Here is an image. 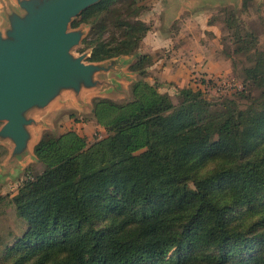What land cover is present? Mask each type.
<instances>
[{"label":"trees","instance_id":"1","mask_svg":"<svg viewBox=\"0 0 264 264\" xmlns=\"http://www.w3.org/2000/svg\"><path fill=\"white\" fill-rule=\"evenodd\" d=\"M130 9L114 10L119 39H97L90 60L137 51L149 25L121 21L138 17ZM220 12L234 51H253L247 78L264 88V50L241 47L254 35L241 33L231 10ZM151 63L142 54L129 68L145 76ZM194 80L196 89L178 88L176 104L145 80L132 85V102L95 99L99 140L45 133L34 149L44 169L9 196L26 224L7 246L9 264H264V230L248 235L228 215L248 204L264 228V97L260 109L214 110L201 88L212 78Z\"/></svg>","mask_w":264,"mask_h":264},{"label":"water","instance_id":"2","mask_svg":"<svg viewBox=\"0 0 264 264\" xmlns=\"http://www.w3.org/2000/svg\"><path fill=\"white\" fill-rule=\"evenodd\" d=\"M99 1L0 0V144L8 149L0 180L35 157L42 137L37 129L45 127L52 110L67 104L93 111L95 95L117 102L120 89L141 80L139 71L129 68L134 55L88 61L91 49L74 51L87 30L71 29L70 23ZM111 92L117 94L113 99Z\"/></svg>","mask_w":264,"mask_h":264},{"label":"rangeland","instance_id":"3","mask_svg":"<svg viewBox=\"0 0 264 264\" xmlns=\"http://www.w3.org/2000/svg\"><path fill=\"white\" fill-rule=\"evenodd\" d=\"M157 2L158 0H109L104 4V8H91L97 3L87 7L70 23L71 29L83 26L86 27L87 30L86 34L81 40L80 45L75 47L74 51L76 53H82L87 49H91L90 55L87 58L88 61H103L111 57H116L118 55H134L136 57V60L139 55H142L141 51L143 52V50L140 49L141 43L137 51H132V53L130 52L128 54H118L99 60H90V57L97 39L100 41L108 42L111 41L110 38L112 37V35H115L116 39H119V32H121V29H117L112 26V24H114L115 20L117 19L114 11L115 9H123V11L127 12L128 7L130 6V10L139 12L137 18L132 14L130 16L123 15L121 17V21H124V19L126 22L136 19L139 20L141 19V17L147 19L149 16L148 12L154 8V4H157ZM248 3L249 4L245 10H240V8H237L235 5L220 7L213 13L212 20L220 22L224 15L223 12H220V10H231L235 15L237 23L239 24L241 33H252V35H254L253 41H251L250 38L246 36L245 40H249V42L246 43V45L244 43H241V47L251 46L250 49L258 48L264 50V0H259V2L249 1ZM231 7L234 9L236 7L237 12H235V10H233ZM85 10L88 11L87 13L90 17L91 22H87L82 19L81 16ZM152 12L153 13L150 16L151 21L153 20V17L157 18V16L159 15V12L157 13V11ZM183 24H185L186 26L187 21H183L182 25ZM222 34V36L226 34V29L224 27L222 29ZM227 37L228 36H225V38ZM112 44H114V42H112ZM210 46L212 48H215L216 51H223L227 58L223 53L221 54L226 59H228L230 63V66L228 68H220L215 72V74L212 73L213 75L209 76V78H212V80H215L216 82H220L221 80L225 81L226 83L229 82L230 86H227L226 90H216L215 88H213V84H209L208 88H204L201 84V88L204 92L203 96L215 105L212 108L214 110L221 109L222 107L221 105H219L220 103H229L230 105L231 103H234L238 108L241 109H245L247 107L260 109L264 97V88L253 85L251 80L248 79L246 75V69L251 68L254 64L250 59L251 53L253 51H249L248 55L246 54V52H244V50L236 52L234 50L236 46H238V44L231 43L228 41V39L223 40V42L222 40H220V42L218 43L214 42ZM142 47L143 45L141 46V48ZM152 57L153 56H150L151 59ZM135 60H133V62ZM202 75L203 74L199 71V73L196 74L193 79H201V77H203ZM111 78L117 79V77L115 76H112ZM193 79L190 80L191 82L188 83V86L196 89L197 84ZM131 87L132 85L129 87V84H127L124 90L120 89L118 91L120 95L117 96V98H115L114 100L119 103L132 102L133 96ZM129 88L131 91L126 92ZM177 90L178 89H175L170 96L175 104L178 102ZM124 91L125 93H122ZM116 95V93L111 92L109 97H112L113 99V97H115ZM99 97L101 96L95 95L93 99H99ZM71 118H74L75 120L77 119L79 121V124L77 123V125H75L76 122H72V120H70ZM85 121L86 120H84L83 117H80L76 112L73 111V107L66 104L64 106L58 107L55 110H52V112L46 116L45 127H38L37 131L38 134H42V136L45 133L56 135L59 134L60 131L73 129L74 126L77 129V133H79L80 135L81 133L84 134V131L82 129H84L83 124L85 123ZM92 134L93 138L89 139V136L87 138L85 137V135L81 136H84L88 142H93L106 136L105 132L102 135L101 132L97 130H94ZM35 146L33 148L35 157L28 158L18 169L13 170L8 178L4 179L5 183L3 184V187H0V197H2V201H0V262L3 261L6 262V264H9L11 261V255L9 254L10 247H7L8 244L12 245L14 239L23 233L26 226L23 219L18 216L14 205L9 202V196L16 192L17 187L22 183V181H24L28 177H34L44 169V164L39 161V158L34 152ZM7 151V147L0 144V165L8 153ZM263 202L264 196L260 197V204ZM247 205L248 204L235 206L228 213V215L232 218L233 225H235L237 228L246 230L248 232V235H253L258 231L264 230V228L262 225H256L257 215H251L250 211L246 210ZM97 222L98 221H96V223ZM258 246L259 245L256 243H251L248 246L247 251L252 253ZM172 255L173 253L172 251H170V253L167 254L166 258H171Z\"/></svg>","mask_w":264,"mask_h":264},{"label":"crops","instance_id":"4","mask_svg":"<svg viewBox=\"0 0 264 264\" xmlns=\"http://www.w3.org/2000/svg\"><path fill=\"white\" fill-rule=\"evenodd\" d=\"M251 2H259V0H251ZM230 5L238 6L240 10H244V0H219L216 2L185 0L182 4H176L174 0H158L157 4H154V8L148 12V18L141 17L140 19L149 25V29L141 41L140 49L143 50L141 54L153 56L152 63L145 68L146 75L143 76L139 73L141 81L145 80L149 84L155 85L159 92L171 96L175 89L188 86L190 80L199 71L204 78H209L218 69L228 68L230 63L224 52L216 51L210 45L214 42L218 43L220 40L223 42L226 39L227 28L221 21L212 20V16L216 9ZM152 11L159 12V15L157 18L153 17L151 21ZM183 21H187L186 26L182 25ZM223 27L226 29L224 36H222ZM142 45L144 48H141ZM93 98L90 99L91 104L95 100ZM73 111L86 120L83 124L84 129H82L84 134L80 135H85L86 138L89 136L88 139L93 138L94 130L104 134V128L94 120V113L90 106L73 107ZM70 120L76 122L75 125L79 124V121L74 118ZM68 130L77 132L74 126L73 129ZM66 131H60V133ZM4 183V179L0 180V187H3Z\"/></svg>","mask_w":264,"mask_h":264},{"label":"built area","instance_id":"5","mask_svg":"<svg viewBox=\"0 0 264 264\" xmlns=\"http://www.w3.org/2000/svg\"><path fill=\"white\" fill-rule=\"evenodd\" d=\"M209 84H213V88H215L216 90H221V91H224L226 90L227 86H230V83L229 82H225L223 80H221L220 82H216L215 80H212ZM208 84V85H209Z\"/></svg>","mask_w":264,"mask_h":264}]
</instances>
